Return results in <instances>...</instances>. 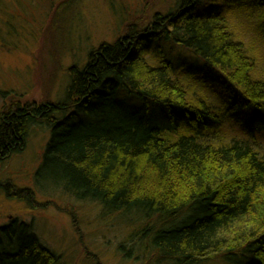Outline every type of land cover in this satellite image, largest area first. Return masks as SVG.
<instances>
[{"label": "trees", "instance_id": "trees-1", "mask_svg": "<svg viewBox=\"0 0 264 264\" xmlns=\"http://www.w3.org/2000/svg\"><path fill=\"white\" fill-rule=\"evenodd\" d=\"M0 13L7 42L18 14L3 0ZM68 72L63 98L6 107L0 160L43 127L51 136L34 188L51 185L133 226L128 257L264 264V0H176ZM34 188L8 195L33 207ZM0 264L64 263L13 218L0 227Z\"/></svg>", "mask_w": 264, "mask_h": 264}, {"label": "rangeland", "instance_id": "rangeland-1", "mask_svg": "<svg viewBox=\"0 0 264 264\" xmlns=\"http://www.w3.org/2000/svg\"><path fill=\"white\" fill-rule=\"evenodd\" d=\"M175 2L3 0L8 10L18 14V20L17 33L7 35V42L0 34V116L14 98L23 102L63 98L69 83L68 68L73 63L85 64L92 48L115 40L129 25H147L157 11L165 12ZM4 15L0 13V17ZM161 44L171 56H191L170 41ZM212 93L211 99L217 100L219 95ZM49 134L48 129L32 127L23 149L0 160V227L13 218L31 223L42 242L60 254L64 264H156L152 256L128 257V244L121 249L133 226L106 219L97 204L68 198L54 192L51 185H44L46 194L34 188ZM15 188L37 191L33 207L8 195V190Z\"/></svg>", "mask_w": 264, "mask_h": 264}]
</instances>
